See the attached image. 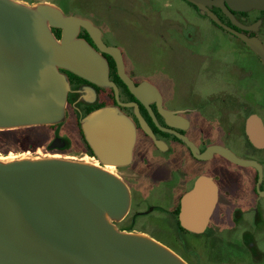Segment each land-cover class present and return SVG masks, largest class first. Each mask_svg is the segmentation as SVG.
Segmentation results:
<instances>
[{
	"label": "water",
	"instance_id": "95a60500",
	"mask_svg": "<svg viewBox=\"0 0 264 264\" xmlns=\"http://www.w3.org/2000/svg\"><path fill=\"white\" fill-rule=\"evenodd\" d=\"M187 1L245 41L264 63L262 42L227 25L211 9L222 8L238 24L233 11L264 9V0ZM52 27L62 28L61 39ZM80 27L89 32L100 52L115 59L118 74L132 94L145 104L157 101L161 105L157 88L146 81L137 85L125 71L120 48L105 44L100 29L89 20L65 16L47 4L33 10L0 0V128L59 122L68 93L60 69L100 86H112L118 96L108 61L77 38ZM83 129L94 154L105 164L132 161L136 129L116 108L91 113L83 121ZM246 132L257 147L264 146V122L258 114L247 119ZM215 152L262 170L258 162L239 159L221 145H212L200 154L194 151L204 159ZM259 193L264 196V190ZM216 200V185L201 178L184 198L182 225L203 231ZM128 208L125 184L96 165L63 159L0 162V264H182L153 243L119 233L109 221H103L104 214L121 219Z\"/></svg>",
	"mask_w": 264,
	"mask_h": 264
},
{
	"label": "rangeland",
	"instance_id": "374dc122",
	"mask_svg": "<svg viewBox=\"0 0 264 264\" xmlns=\"http://www.w3.org/2000/svg\"><path fill=\"white\" fill-rule=\"evenodd\" d=\"M16 1L35 10L37 3L48 4L50 0H32L34 4ZM90 1L85 3V0H80L74 5L78 9L76 14L85 15L88 7H94L96 11L101 9V4ZM133 6L132 15L120 12L113 17L107 16L112 22L116 18V27L110 34L113 36L111 41L124 47L125 61L134 74L133 79L163 84L167 90L164 95L166 104L170 108L192 109L208 105V102L220 105L223 95L236 93L246 98L264 117V107L255 105H264V66L242 41L216 26L207 14L200 13L203 18H197L193 6L186 0H134ZM102 9L105 11V4ZM111 41L108 40L109 43ZM60 73L67 81L68 89L64 117L55 124L1 127V163L63 159L93 166L97 164L87 149V139L81 126L76 125L75 115L82 112L86 104L79 100L84 94L83 89L72 84L65 73ZM111 88L102 86L98 98L112 104L114 92ZM120 97L123 98V95ZM112 108L126 115L115 105ZM245 111L249 113V110ZM86 117L82 116V121ZM232 119L235 122L230 127L227 122L228 131H225L221 128L219 117H215L210 140L214 143L227 142L239 154L254 157L264 167V148L254 150L253 156L248 155L244 118L239 121L236 117ZM200 122L205 128L211 127L203 119ZM146 145L151 149L154 147L150 141ZM149 153L151 156L158 152ZM209 168L223 177L224 184L229 183L224 179L227 170L238 173L239 188L231 196L222 193L217 214L224 221L213 220L207 232L182 237L175 227L174 218L170 219L173 230L164 228V225L160 229L153 228L132 210L120 222L108 216L109 223L119 233L145 235L169 248L186 264H264V196L257 194L253 188L256 170L252 166L238 167L222 158L211 161ZM103 170L117 177L115 166L111 172ZM257 186L264 190V176ZM133 208L137 209L135 205ZM239 215H242L241 218L234 219Z\"/></svg>",
	"mask_w": 264,
	"mask_h": 264
},
{
	"label": "flooded vegetation",
	"instance_id": "af4514ba",
	"mask_svg": "<svg viewBox=\"0 0 264 264\" xmlns=\"http://www.w3.org/2000/svg\"><path fill=\"white\" fill-rule=\"evenodd\" d=\"M12 1L17 2L16 0ZM21 1L34 4L32 0ZM68 2V0H50L47 3L54 4L56 6L55 8L59 9L65 16H75L89 20L94 26L100 29L101 37L105 44L108 46H116L108 42L104 31L92 16L76 14L78 9L69 7ZM37 4L38 6L42 5V3ZM211 9L224 23L242 33H245L249 37L258 38L264 46V9L253 8L248 11H233L238 24L233 23L222 8L212 6ZM53 29L54 31L55 29L60 30L61 36L58 39H61L62 28L52 27V30ZM227 31L230 32L229 30ZM85 33H88V36L85 35ZM230 33L233 34L232 32ZM233 35L242 41L250 51L255 53L264 66L260 56L240 37L235 34ZM77 38L83 39L90 46L100 52L93 38L84 27L79 28ZM100 53L107 61L109 60V54L106 55V53ZM67 78L69 80L68 76ZM83 79L84 80L72 82V84L78 85L83 89L82 91L84 94L79 97V100L86 102L83 111H80L75 115L76 125H80L83 132L82 116H89L98 109L112 105L122 109L124 113H126V116L133 122L136 129V141L133 149L132 161L125 165H114L116 172L118 173L117 177L122 178L121 180L127 187L129 193V208L126 214L128 215L131 212L130 210L135 211L140 217L147 220L149 226L159 229L162 228V225H164V228L170 227L172 229L174 226H170V219L174 218L175 227L181 233L182 237L196 236L207 232L213 220L223 222L224 218L217 214L220 207V200L223 196L222 193L231 196V193L237 192L239 188V184L237 183L239 177L238 173L227 170V173L225 174L226 178L224 176V179L229 183L224 184L222 183L223 177L216 174L213 168L210 170V163L216 158H222L238 167L247 168L250 167V165L236 163L217 152L213 153L212 156L206 159L199 158L194 151L200 154L205 152L212 145H221L229 149L239 159L254 160L258 162L254 157L242 156L233 147L229 146L227 142L214 143L210 140V134L212 131L214 132L215 117H219L218 121L220 124L222 123L221 128H224L225 131H228L226 123L229 120L227 119L236 117L239 121L242 117L244 118V139L246 140V143H248L245 147L248 155L253 156L254 150H261L263 147H257L252 143L246 132L247 119L253 114L260 115L257 110H254L252 104H250L248 100L246 102L244 98L239 96V103L237 104L230 105L222 103L220 105H210L206 110L204 108L203 110L201 109L203 106L192 109L170 108L167 106L164 96H162L161 105H158L157 101H151L148 102V104H145L134 94L132 96L127 92L123 86L117 84L116 86L119 90V94L117 96L114 87H112L111 89L114 92V97L112 99V104H109L107 101L98 98L100 92H102V86L85 78ZM133 80L137 85L140 84V81ZM121 94L123 95V98L120 97ZM224 98L226 99L229 97ZM102 105L103 107H100ZM255 105L264 107V105L260 104ZM245 109L249 110V113H247ZM258 110H260V108ZM198 117L202 118L205 123L212 128L210 127L208 129L203 125H200L203 122L201 123L200 121L202 120H198ZM146 126L149 127L153 134L148 132ZM140 133H142L143 136L140 137ZM147 141H150L151 144H153L154 147L152 149L146 145ZM86 146L87 149L90 150L91 146L88 141ZM148 151H157L158 153L151 154L150 156ZM93 156L99 164L98 167L102 169L106 168L104 162H102L95 154H93ZM258 163L261 165V172L255 166H251L256 170L254 175L255 185L253 188L255 192L260 195L259 190L263 189L262 187L260 189L257 185H260L263 180L264 167L260 162ZM201 178L209 179L216 185L217 200L207 227L203 231L198 232L190 230L182 225L181 213L184 198L195 189ZM133 205H135L137 209H134ZM141 211L144 213H141ZM241 216L242 215H239L238 217L235 216L234 219L238 220ZM118 220L120 222L123 219L121 218Z\"/></svg>",
	"mask_w": 264,
	"mask_h": 264
},
{
	"label": "crops",
	"instance_id": "0c3cea01",
	"mask_svg": "<svg viewBox=\"0 0 264 264\" xmlns=\"http://www.w3.org/2000/svg\"><path fill=\"white\" fill-rule=\"evenodd\" d=\"M68 1H69L68 2L69 7H74V8H75L74 5H76L77 3L80 2V0H68ZM95 1H96V4L97 3L101 4V9H102L103 5L105 4V9H104L105 11H103V9L102 10L100 9L99 11H96L95 10L96 8L94 9V7L93 8L88 7V9H86L87 10L86 13H84L85 14L84 16H92L95 19V21L97 22V24L104 31L106 38L111 41V38L113 39V36L111 37L110 34L112 35L111 32L113 31V27H116V21H115L116 18L115 19L113 18V22H112V21H110V19L107 16H112L113 17L115 15H118L120 12L132 15L133 14L132 10H134V8H133L134 7L133 6V1L134 0H94V2ZM87 2H91V1L90 0H85V3H87ZM47 5L56 7L54 4H51V3H48ZM194 10L196 12L197 18L200 17L201 16L200 12L197 9H195V8H194ZM111 44L119 46V48H120V50H121V52L123 54V59H124V64H125V71L131 78L134 77V74L131 72V70L128 69V66H127L128 63L125 61L126 54L124 53V51H125L124 47L122 45H119V44L115 43V42H112ZM253 54L256 56L255 53H253ZM260 64H262V63H260ZM130 72H131V74L133 76L130 74ZM145 81L149 82L154 87H156L161 96H164L167 93V90L164 89L163 84H161L159 82L154 83V82L148 81L147 79H141L140 83L145 82ZM197 92L200 93L199 91H197ZM208 94L209 93H205V95H208ZM208 97H210V96H208ZM224 97H229V98L225 99ZM238 98H239V96L236 95V93H230V94H228V96L223 95L220 100H221V103L233 105V104L239 103L238 102ZM224 99H225V101H224ZM244 99L247 102V99L246 98H244ZM210 105H215V104L208 102V105L207 104L206 105H202L203 107L201 109L203 110V108H204L206 110L207 107L210 106ZM109 107H112V106H109ZM261 115H262L261 113H260V115L258 114V116L264 122L263 116H261ZM198 119L202 120V118H200V117H198ZM227 120H229V121H227L230 124L229 127L231 126V124L233 122H235V120L231 119V118H229ZM84 135L86 137L85 131H84ZM263 148H264V146H263Z\"/></svg>",
	"mask_w": 264,
	"mask_h": 264
},
{
	"label": "trees",
	"instance_id": "16d2710c",
	"mask_svg": "<svg viewBox=\"0 0 264 264\" xmlns=\"http://www.w3.org/2000/svg\"><path fill=\"white\" fill-rule=\"evenodd\" d=\"M186 1H187V0H186ZM187 2H188L191 6H193L195 9H197V10L200 11V9H199L196 5H194L193 3L189 2V1H187ZM211 20H212V19H211ZM212 22H213L216 26H219V25H218L217 23H215L213 20H212ZM219 27H221V26H219ZM52 31H54V29H53ZM53 33H55V36H56L57 38H60L61 34H60V30H59V29H57V30L55 29V31H54ZM82 35H84V34H82ZM85 35L88 36V33H85ZM106 55H107V54H106ZM108 57H109L108 64H109V68H110V78L112 79V81H113L115 84L123 86V87L127 90V92H129V93L133 96V94L129 91L128 86L124 83V81H123V80L120 78V76L118 75V73H117V66H116V62H115V60H114L113 57L110 56V55H108ZM60 70L63 71V72L69 77V80H70L71 83H72V82H75V81L77 82V81H80V80H84L82 77L78 76L77 74H75V73H73V72H71V71H69V70H65V69H60ZM100 107H103V105L100 106ZM0 132H1V131H0ZM90 151H91L92 154H94L92 148H90Z\"/></svg>",
	"mask_w": 264,
	"mask_h": 264
},
{
	"label": "bare ground",
	"instance_id": "6f19581e",
	"mask_svg": "<svg viewBox=\"0 0 264 264\" xmlns=\"http://www.w3.org/2000/svg\"><path fill=\"white\" fill-rule=\"evenodd\" d=\"M94 165L98 166L99 164H98V162H97V164L94 163ZM112 167H114L113 164H106V168H105V169H107L108 171L111 172L112 170H110V169H112ZM113 172H114V171H113ZM103 221H104V222H108V216H107V214H104V215H103ZM128 235H129V236H133L134 238H137V239H139V240L149 241V242L153 243L154 245H156V246L160 247L161 249H163L165 252H167L168 254H170L171 256H173L174 258H176V259H177L178 261H180L182 264H186L185 262H183V261L181 260V258H179L176 254H174L169 248H167V247L161 245L160 243H158V242H156V241H154V240H152V239L146 237L145 235H143V234H128Z\"/></svg>",
	"mask_w": 264,
	"mask_h": 264
}]
</instances>
